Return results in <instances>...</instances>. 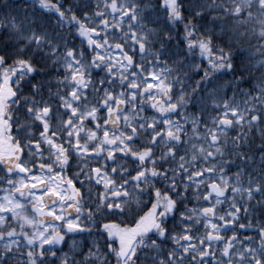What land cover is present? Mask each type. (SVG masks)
<instances>
[{"label": "snow or ice", "instance_id": "6c2138e0", "mask_svg": "<svg viewBox=\"0 0 264 264\" xmlns=\"http://www.w3.org/2000/svg\"><path fill=\"white\" fill-rule=\"evenodd\" d=\"M256 211L264 0L0 3V264H264Z\"/></svg>", "mask_w": 264, "mask_h": 264}, {"label": "trees", "instance_id": "16d2710c", "mask_svg": "<svg viewBox=\"0 0 264 264\" xmlns=\"http://www.w3.org/2000/svg\"><path fill=\"white\" fill-rule=\"evenodd\" d=\"M5 0H0V3H4ZM20 0H17V3H19ZM30 2V0H29ZM22 7V5H21ZM239 31H244L243 28L239 29ZM176 36L179 37L180 36V32L179 30L176 31ZM225 42L227 40V37L224 38ZM241 43L244 44L245 46H249L250 48L252 47H255L258 43V41L252 37V38H249L248 36H245V37H242L241 38ZM180 44V41L178 39L174 40L173 41V45H176V46H179ZM198 77H193V79H197ZM225 79H231V74L227 77H225ZM247 85H242V87H246ZM229 95H231V89H229ZM235 134V130L234 129H230L227 131L226 135L228 137H231L232 135ZM238 163V162H237ZM73 171H76V169L74 167H69L68 168V172L71 173ZM231 171H235V168H232ZM77 185H79V181L77 180L76 181ZM253 203H255V201H253ZM85 207H87V203H85L84 205ZM135 209V204L133 203V210ZM241 216L243 217V212H241ZM260 217H264V212H260V211H256V212H253L250 214V217H243L242 219H239L237 224H236V231L238 233V236H239V239L240 241L242 242L243 241V238L245 236H251L253 235V232L255 231V221L257 219H259ZM85 221H86V217L84 218ZM250 220L253 222V228L252 229H248V228H244V229H240L239 228V224H245L247 225ZM169 223H171V221H169ZM232 226H229V228H231ZM231 231L227 232V233H222V235L225 236V239L227 237V235H231ZM69 240L73 239V237L69 236L68 237ZM75 239L77 240H81L82 243H86L88 240H91V239H94V237H88V236H85V237H75ZM67 249V243H65V247L61 249V251H65Z\"/></svg>", "mask_w": 264, "mask_h": 264}, {"label": "water", "instance_id": "95a60500", "mask_svg": "<svg viewBox=\"0 0 264 264\" xmlns=\"http://www.w3.org/2000/svg\"><path fill=\"white\" fill-rule=\"evenodd\" d=\"M74 215V214H73Z\"/></svg>", "mask_w": 264, "mask_h": 264}]
</instances>
